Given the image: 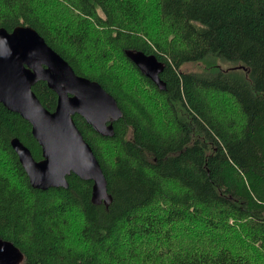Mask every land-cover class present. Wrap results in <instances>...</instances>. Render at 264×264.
I'll return each instance as SVG.
<instances>
[{
  "label": "trees",
  "instance_id": "trees-1",
  "mask_svg": "<svg viewBox=\"0 0 264 264\" xmlns=\"http://www.w3.org/2000/svg\"><path fill=\"white\" fill-rule=\"evenodd\" d=\"M15 25L122 111L112 136L73 115L107 182L94 203L73 173L29 184L10 140L35 159L40 146L0 103V236L19 264H264V0H0V27ZM134 53L154 56L165 89ZM32 90L54 109L45 81Z\"/></svg>",
  "mask_w": 264,
  "mask_h": 264
},
{
  "label": "water",
  "instance_id": "water-1",
  "mask_svg": "<svg viewBox=\"0 0 264 264\" xmlns=\"http://www.w3.org/2000/svg\"><path fill=\"white\" fill-rule=\"evenodd\" d=\"M133 59L141 73L165 89L158 75L160 63L154 56L134 53ZM40 80L56 94L53 110L45 108L32 90ZM0 103L29 122L40 146L41 158L35 159L17 137L10 140L32 187H67V176L73 173L92 182V202L110 201L99 161L73 115H80L99 135L112 136L121 108L100 83L76 74L31 26L15 25L11 30L0 27ZM22 260V251L0 236V264H19Z\"/></svg>",
  "mask_w": 264,
  "mask_h": 264
},
{
  "label": "rangeland",
  "instance_id": "rangeland-1",
  "mask_svg": "<svg viewBox=\"0 0 264 264\" xmlns=\"http://www.w3.org/2000/svg\"><path fill=\"white\" fill-rule=\"evenodd\" d=\"M226 65H227V64H223V66H226ZM184 67L187 68V69L194 70V71H196V69H197V68H195V67H197V66H195V65H191V64H186ZM213 98H214V97H213Z\"/></svg>",
  "mask_w": 264,
  "mask_h": 264
}]
</instances>
